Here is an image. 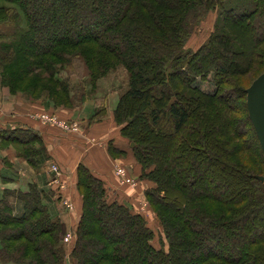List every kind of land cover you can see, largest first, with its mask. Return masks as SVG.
<instances>
[{"label": "trees", "instance_id": "16d2710c", "mask_svg": "<svg viewBox=\"0 0 264 264\" xmlns=\"http://www.w3.org/2000/svg\"><path fill=\"white\" fill-rule=\"evenodd\" d=\"M213 11L208 40L185 51L194 26ZM0 24L8 28L0 32V85L10 94L71 106L78 86L58 72L74 59L91 84L125 67L128 88L112 115L128 148L113 141L107 152L140 164L162 228L156 249L144 218L108 201L104 182L79 163L80 218L68 256L65 224L31 183L25 193L0 194V264H264V158L245 92L264 72V0H0ZM249 75L246 87L235 86ZM1 135L31 165L45 160L33 130ZM244 152L254 168L241 162ZM253 232L261 234L255 242Z\"/></svg>", "mask_w": 264, "mask_h": 264}, {"label": "rangeland", "instance_id": "374dc122", "mask_svg": "<svg viewBox=\"0 0 264 264\" xmlns=\"http://www.w3.org/2000/svg\"><path fill=\"white\" fill-rule=\"evenodd\" d=\"M248 5H244L243 10H248ZM216 11L208 12L207 16L202 19L197 25L194 26L191 34L189 35L184 50L185 51H194L198 47H200L202 44H204L210 34L214 30V23L216 19ZM10 27V26H8ZM8 28L5 27V25L0 24V32L6 31ZM257 63H261V60L258 59ZM83 61L79 59H74L72 64L70 65V70L64 71L61 70L58 72L59 77L62 79H68L70 82V85L73 87L74 85L78 86V91L76 94V101H73L74 103L69 106H65L64 103L62 106L60 103H57L58 106H55V104L46 96L41 95L39 98H31L29 95L23 94V93H17V94H10L7 88H3L0 85V106H18L22 110H27L25 113L23 112V116H25L29 121H32L33 123H36L39 127L44 128H52L53 131H56L57 133L62 134V138L65 140L66 145H71L72 149L77 151L76 154L84 157V160L86 159L85 156H88L87 152L98 153L100 149V145L102 142V137L100 136L102 131H105V129H108L109 131L105 133V146L107 149V145L109 142H113L116 140L121 141L125 148L128 147V141L121 137L119 134V127L117 124H115L113 120L112 112L116 106V103L118 101V98L123 94L127 88H128V79H129V73L125 69V67L121 64H116L115 66L111 67L107 73L103 76H100L98 79L96 78L95 82L93 81L92 84L88 79V72L86 69V65H84ZM254 75H249L245 78H239L237 79V87H246L250 80L252 79ZM29 81V80H26ZM250 86V85H249ZM46 88H42L41 93H47ZM82 97V98H81ZM81 99V101H80ZM61 101V100H59ZM58 101V102H59ZM8 107V108H9ZM101 111H105L103 114L100 113ZM95 115L97 116H94ZM210 113H212L210 111ZM54 118L56 123H51L47 121V119ZM65 125L68 127H72L73 125L76 127V130H69V129H63L62 127ZM36 134L37 131H35ZM39 136V135H38ZM14 143V142H13ZM10 143L8 142H1L0 148L8 147ZM16 144V143H15ZM235 145L243 146V142L241 140L234 141ZM43 144L41 142V138H39V141H37L34 146L41 147ZM18 153L21 155L22 148L19 146L14 147ZM109 158L111 159L112 166V174L117 177V179L120 180V182H124L130 189L136 191L134 197L126 198L124 196H118L115 192L110 191L109 184H106V194H107V200L112 201L118 200L120 203H123L127 207H129L132 211V213L140 214L145 222H147V226L152 230L153 233V239L151 241L152 245L158 249L159 243L162 238V228L155 216V214L152 212L151 208L149 207V204L147 202V199L145 197V193L147 190L151 189L153 186L149 181H146V179L141 178V166L138 163H134L137 165L136 167H139V170L131 171L132 177L129 178L127 174V167L124 165H127V158L132 156L127 153V155L122 156H111L107 152ZM82 157V158H83ZM241 158V162H244L248 165V167L254 168V160L251 158L250 153H241L239 155ZM100 162H102L101 158H97ZM81 160V159H80ZM116 161V162H115ZM83 162V161H82ZM81 162V163H82ZM96 162V159H95ZM91 163V162H90ZM83 164V163H82ZM52 165H55L57 168V177L61 175V171L58 164L52 162L49 165V168L51 169ZM117 170H123L124 176H118ZM76 170H74L75 172ZM57 184H54L55 187H57L56 191H62L64 189L69 188L67 186L68 184H64L59 177ZM76 180V179H75ZM1 181L0 179V194L4 189H9L8 186L5 188V183ZM139 183V186L137 187L136 184ZM34 184V183H32ZM67 187V188H66ZM114 187V186H113ZM211 188V187H210ZM209 188V189H210ZM13 190V189H10ZM28 188L25 189L27 192ZM40 190V189H39ZM19 191V190H18ZM42 191V190H40ZM21 192V191H20ZM48 192V191H47ZM54 192V193H57ZM25 193V192H23ZM49 193V192H48ZM53 193V192H52ZM53 193V198L55 197V194ZM43 200L47 208L49 209L50 205L48 202V199L46 197V194L43 192ZM49 197V196H48ZM57 202L59 200H56ZM65 201V200H64ZM66 201H68L66 199ZM18 201L11 199V204L13 205V209L17 210V203ZM20 203V202H19ZM70 205L72 206V210H70L71 220L70 224H65L66 226V234L64 238H67L68 240H63V245L65 247V253L68 256V253L71 250L73 241L75 240V230L76 226L78 224L80 215H75V212H73V203L68 201ZM21 205V204H20ZM217 206V205H215ZM220 208V206H217ZM64 209V210H63ZM63 212H66V208L62 205ZM217 212V211H216ZM52 216H54L52 213H50ZM70 219V218H68ZM69 221V220H68ZM251 235V242L256 241L259 236L261 235L260 232H253ZM68 259V258H67ZM193 260V259H192Z\"/></svg>", "mask_w": 264, "mask_h": 264}, {"label": "crops", "instance_id": "0c3cea01", "mask_svg": "<svg viewBox=\"0 0 264 264\" xmlns=\"http://www.w3.org/2000/svg\"><path fill=\"white\" fill-rule=\"evenodd\" d=\"M8 107L9 106L4 105L0 106V143L7 142L4 140L3 135H1L5 129H30L34 132L37 131L39 137L41 138L46 158L39 163L35 161V165H31L26 159L22 158L20 153H18L14 148L19 145L13 142H8L10 143L8 147L0 148V179L5 183V188L8 186L9 189L26 192L25 189L28 188V185L34 183L38 189L42 190L46 194L50 205L48 209L49 212L54 216L59 217L63 224L65 223L66 225L70 224L71 216L69 217L70 211L66 210V212H63V200L67 199L72 202L74 208L73 212H75V215H80L81 198L76 192L74 170H76L77 165L82 161V163L89 168L94 176L104 182L105 186L106 184H109L111 193L115 192L118 196H124L126 198L134 197L136 191L130 189L124 182H120V180L112 174L111 166L113 165V161H111L109 156L106 155L107 149L105 141H103L105 133L109 131L108 129H105V131H102L100 134L103 143L100 145L99 152H87L88 156H85L86 159L84 160V157L82 156L83 154H76L77 151L73 150L71 145L65 144L62 134L53 131L52 128L46 129L44 127H39L36 123L29 121L22 114L27 110H22L18 106ZM114 140V144L117 147H120L121 149L125 148V145L121 141L116 139ZM34 147L36 148V146ZM97 158H101L102 162H100ZM54 161L58 164L57 166L62 173L57 178L60 177L63 184L65 182L68 184V190L64 189L57 192V187H55L54 184H51L55 175L53 172L49 171V165L52 162L54 163ZM124 166L127 167V174L129 178H133L131 171L136 172L139 170V167H136L137 165L130 157L127 158V165ZM136 186L138 187L139 183H137ZM52 192H57L54 193V198ZM56 199H59V201L57 202ZM16 204L17 210L14 211L19 213L21 205L19 202Z\"/></svg>", "mask_w": 264, "mask_h": 264}, {"label": "water", "instance_id": "95a60500", "mask_svg": "<svg viewBox=\"0 0 264 264\" xmlns=\"http://www.w3.org/2000/svg\"><path fill=\"white\" fill-rule=\"evenodd\" d=\"M246 108L264 158V72L246 89ZM133 146V144H131ZM258 180L264 188V176Z\"/></svg>", "mask_w": 264, "mask_h": 264}, {"label": "built area", "instance_id": "2783aa9c", "mask_svg": "<svg viewBox=\"0 0 264 264\" xmlns=\"http://www.w3.org/2000/svg\"><path fill=\"white\" fill-rule=\"evenodd\" d=\"M47 121H49V122H51V123H56L55 122V119L54 118H50L49 117V119H47ZM61 127H62V125H61ZM63 129H69V130H73L74 131V129L76 130V127L73 125L72 127H68V126H64V127H62ZM49 171H51V172H53L54 173V177H53V180L51 181V184H57V182H58V178H57V168H56V166L55 165H52V167H51V169L49 170ZM117 175L118 176H124V171L123 170H117ZM62 205L68 210V211H70V210H72V206L70 205V203H68V201H66V199H65V201L63 200V202H62ZM65 239V241H67L68 239L67 238H64Z\"/></svg>", "mask_w": 264, "mask_h": 264}]
</instances>
